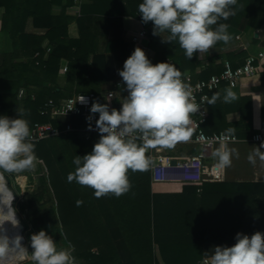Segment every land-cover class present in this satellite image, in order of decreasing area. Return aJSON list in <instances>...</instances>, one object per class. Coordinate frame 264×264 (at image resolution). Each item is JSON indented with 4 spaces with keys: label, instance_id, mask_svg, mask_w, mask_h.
<instances>
[{
    "label": "trees",
    "instance_id": "trees-1",
    "mask_svg": "<svg viewBox=\"0 0 264 264\" xmlns=\"http://www.w3.org/2000/svg\"><path fill=\"white\" fill-rule=\"evenodd\" d=\"M88 1L82 3L81 15L73 16L67 12L72 0H0V7L5 8L1 25L9 46L0 64V115L17 118L20 108L30 126L52 122L64 127L49 115L41 114L49 99L58 104L77 93L100 94L103 82L115 78L114 70L105 64V57L97 53L92 22L95 13L113 15L118 22L122 21L119 3L124 0H92L90 13L86 14L84 6ZM125 1L131 8V17L140 18L138 5L142 0ZM247 3L248 0H239L236 11L244 12L242 7ZM55 6L62 7L59 14H53ZM31 17L35 26L47 29L45 35L26 34L25 26ZM145 28L141 42L150 40L155 51L150 60L154 64L171 60L182 77L188 73L195 80L222 71V65L215 59L203 60L198 52L189 60L178 41L165 43L153 35L149 22ZM45 40L52 45L49 53L43 47ZM142 43L137 46L143 48ZM135 48L120 42L109 47L123 64ZM26 57L31 60L24 62ZM63 59L68 62V71L61 77ZM205 65L206 69L198 74L197 69ZM5 87L14 92L4 94ZM20 88L26 91L22 98L18 96ZM127 94L125 86L115 99L116 108L122 107ZM247 103L249 98H243V118ZM213 107L214 104L209 107V118ZM72 121L80 127L82 118L73 117ZM207 124L208 121L205 130L214 132V128L207 129ZM242 127L240 123L236 129ZM100 135L75 131L33 142L39 163L34 170L23 173L36 176V186L22 196L16 192L15 197L21 201L23 212L28 214L32 210V234L44 229L58 248L71 246L77 264H195L203 258L200 252L203 244L236 242L238 232L249 236L264 232V206L260 202L264 185L261 184L232 186L205 182L200 192L197 186L186 184L180 194L154 193L149 169L129 171L131 189L127 193L96 198L92 188L75 180L68 182L69 173L76 167L73 159L90 153ZM8 175L4 173L5 177ZM7 185L13 187L10 181ZM77 201L82 203L78 206Z\"/></svg>",
    "mask_w": 264,
    "mask_h": 264
},
{
    "label": "clouds",
    "instance_id": "clouds-1",
    "mask_svg": "<svg viewBox=\"0 0 264 264\" xmlns=\"http://www.w3.org/2000/svg\"><path fill=\"white\" fill-rule=\"evenodd\" d=\"M238 2L142 0L138 12L143 23H153V35H160L165 43L178 41L184 55L191 60L197 52L199 56L208 53L218 42L230 43L229 25L218 21L236 15ZM165 32L167 38L162 35ZM118 74L128 93L122 100V107L110 109L109 103H92L90 113H99L95 126L101 134L100 139L90 153L73 159L75 171L67 177L70 183L75 180L81 186L92 188L96 198L108 194L119 197L127 193L131 189L129 171L144 172L153 166L150 150L173 149L178 143L188 142L192 136L191 116L201 108L181 71L170 62L154 64L139 46L125 60ZM105 99L110 102L112 93H107ZM218 99L219 95L213 94L210 99L202 98L201 103L213 105ZM235 100L236 93L226 90L223 102ZM79 101L87 103L83 96ZM18 112L17 118L0 115L2 173L32 171L39 163L29 121L24 118L22 109L18 108ZM91 114L87 117L89 122L93 119ZM228 131L231 133L233 129ZM262 149L264 142L247 155L252 166L259 162L264 167ZM213 155L218 167L228 168L240 154L235 147L227 148L221 143ZM13 199L14 195L7 189L0 190V264H7L14 256L23 259L25 255L32 264H77L74 248H58L44 229L31 235V252L22 244L21 235H8L6 222L13 228L20 223L12 206ZM81 203L77 201L78 206ZM235 240L231 246H215L213 254L204 259L203 264H264V232L257 231L250 236L238 232Z\"/></svg>",
    "mask_w": 264,
    "mask_h": 264
},
{
    "label": "crops",
    "instance_id": "crops-1",
    "mask_svg": "<svg viewBox=\"0 0 264 264\" xmlns=\"http://www.w3.org/2000/svg\"><path fill=\"white\" fill-rule=\"evenodd\" d=\"M89 3L84 6L85 13H90L93 5V1L89 0ZM73 5V4H72ZM119 8L122 13L120 19L122 21L118 22L113 15H106L101 13H95L93 16V30L97 36V53L105 57V64L108 68L114 70L115 78L111 79L109 82H103V91L108 87H111L112 83H120V90L117 91V97L121 93V89L125 87L122 78L118 74V70L123 68V63L119 61L116 57L115 51L110 50L109 47L113 43H128L137 47V43L133 42V36H137L140 30L146 27L142 19L131 17V8L127 2L121 1L119 3ZM62 10L61 6H55L52 9L53 14H59ZM244 12L236 11V15L229 17L228 20H220L218 23H226L229 25L228 32L232 36V40L229 44H224L223 42H218L213 49L208 53L199 56L203 60H207L208 57L215 59L218 64L219 61L229 60L234 67H237L242 63L246 51H239L236 49L237 39L236 36L241 35L242 39L248 41L251 44V49L257 46L264 45V0H248L246 6L242 7ZM5 13V8L0 7V64L3 62L5 57V52L9 49L7 45L6 36L2 30L1 21ZM213 28L216 26L213 25ZM149 28L153 32V23L149 22ZM74 27L72 31L74 32ZM259 30V32H258ZM26 34H33L42 36L45 35L47 29L44 27H37L34 25L33 18L27 20L25 26ZM75 34V33H74ZM162 35L167 38V32L162 33ZM157 38L163 41L160 35H156ZM143 39H140L142 43ZM138 42V43H139ZM52 46L47 40L43 42V47ZM142 46L149 58L154 57L155 51L150 45V40H146L142 43ZM31 58L26 57L24 62H29ZM92 60V56L89 61ZM171 63L172 61L169 60ZM68 63L66 60H62L60 66V76L64 77L66 72L62 71V66ZM205 65L203 68H198L197 73L201 74L203 70L206 69ZM188 74V73H186ZM185 74V75H186ZM205 79V78H201ZM63 80V78H62ZM63 82V81H62ZM231 89L237 95V100L231 103L223 102V96L226 94V90ZM4 94H12L13 89L5 87L2 90ZM213 94H218L220 99L214 104V111L210 114L208 120L207 129L214 128V131H227L233 129L235 134H241V137L250 138L259 128H264V67L259 70L258 73L250 76H245L241 78L235 86H230L228 84H223L219 89H217ZM248 97L249 103L245 106L246 116L243 118V111L241 108V101L243 98ZM67 98V97H66ZM116 100H111L109 105L113 108L115 106ZM218 102V104H217ZM121 106H117L118 109ZM73 118L63 117V125L68 120L72 121ZM244 119V120H243ZM84 120L82 119L80 127L74 126L76 129H80L83 126ZM242 124V129L237 130L236 126ZM74 125V124H73ZM192 126V123H191ZM192 128V127H191ZM82 131V130H76ZM75 132V131H73ZM84 132V131H83ZM72 133V132H69ZM67 133V134H69ZM65 134V135H67ZM260 143H254L252 141L246 140L238 143H228L225 144L227 148L235 147L239 151V159H233L231 167L221 168V177L219 180L214 182L227 183L232 186L236 185H249V184H261L264 185V167L257 165L252 166L248 160L247 155ZM218 146L217 148H219ZM195 148L187 143H178L173 149H166L170 155L175 158H184L186 155L194 153ZM264 150V149H262ZM215 162L217 160L215 158ZM151 173V168H150ZM31 174V173H29ZM26 177V176H25ZM34 177V175H32ZM27 178V177H26ZM184 184L181 183H168L162 185H152V192L154 193H167V194H180L184 189ZM260 202L264 206V197H260ZM236 242H227L223 244L224 246H231ZM218 244L208 243L203 244L201 251L203 258H210L213 254L214 247ZM97 250V247H94Z\"/></svg>",
    "mask_w": 264,
    "mask_h": 264
},
{
    "label": "built area",
    "instance_id": "built-area-1",
    "mask_svg": "<svg viewBox=\"0 0 264 264\" xmlns=\"http://www.w3.org/2000/svg\"><path fill=\"white\" fill-rule=\"evenodd\" d=\"M73 5L67 8V12L73 16L81 15V5L84 0H72ZM140 19L142 17L140 16ZM259 32V30H258ZM146 34L144 27L137 36H133V42L138 43L141 38ZM237 44L236 49L239 51H246L241 64L234 67L229 60L219 61L218 64L222 65V71L218 74H213L205 79L195 80L191 74H186L182 78L190 86L192 96L195 102L200 104V109L197 113L192 114V136L187 143L195 148L196 152L186 155L184 158H175L170 155L166 149H152L149 154L153 160L151 167V183L152 185H162L168 183H181L190 184L198 187L200 192L201 186L205 182H214L221 177V168L217 166L213 153L221 143H238L246 140L254 143L264 142V128H259L250 138L241 137L235 133L227 131H214L208 133L204 125L209 118V107L206 102L201 103L202 98L207 97L210 99L211 92L219 89L223 84L235 86L238 81L245 77L254 75L264 67V45L254 47L251 49V44L242 39L241 35L236 36ZM52 50V46H47L46 53ZM62 71H68V63L62 66ZM120 83H113L111 87L102 90L100 94L95 93H77L67 98H64L60 103L56 104L53 99H49L45 107L41 110V114L49 115L52 120L63 122V117L73 118L81 117L84 120L83 126L76 129L70 120L65 122L64 127L54 125L52 122H36L30 126L32 142H38L52 137H57L76 130L84 132L100 134L96 129L95 121L99 117V113L91 114L90 109L94 101L102 104L108 103L105 99L107 93H112V99L117 98V91L120 90ZM26 91L20 88L18 96L24 97ZM83 97L86 98L87 103H82L79 100ZM70 108H73L69 110ZM113 108L110 106V109ZM121 108V107H119ZM118 108V109H119ZM69 110V111H68ZM68 111V112H67ZM67 113V114H66ZM93 115L91 122L87 120L89 115ZM89 123L92 128L89 129ZM206 259V258H204ZM204 259L195 264H203Z\"/></svg>",
    "mask_w": 264,
    "mask_h": 264
},
{
    "label": "rangeland",
    "instance_id": "rangeland-1",
    "mask_svg": "<svg viewBox=\"0 0 264 264\" xmlns=\"http://www.w3.org/2000/svg\"><path fill=\"white\" fill-rule=\"evenodd\" d=\"M16 176L14 177V175L12 176L11 174L8 175V177H5L3 175L2 172H0V177L5 178L6 183L7 182H12L13 184V189L9 188L12 191V194L14 195V200H13V206L15 208V210L17 211L19 217L20 218V224L22 225V227L24 228L23 230V235L25 238V243L24 246L28 249L29 252L32 251L31 248V218H32V210L27 214L26 212H23L22 208H21V201H17L15 199V197L17 196L16 192H18L21 196L24 194H26V190L29 189H33L36 186V182H37V177L34 176L32 177L33 174H29V173H22V174H15ZM27 178H26V177ZM13 179H14V183H13ZM24 180L23 184L21 183ZM20 186L21 190L17 187ZM27 225L29 227H27ZM21 234V233H20ZM9 235V233H8ZM22 235V234H21ZM30 261L29 256L26 255V258L23 260H20L18 256H14L12 257L10 260L7 261V264H27Z\"/></svg>",
    "mask_w": 264,
    "mask_h": 264
},
{
    "label": "bare ground",
    "instance_id": "bare-ground-1",
    "mask_svg": "<svg viewBox=\"0 0 264 264\" xmlns=\"http://www.w3.org/2000/svg\"><path fill=\"white\" fill-rule=\"evenodd\" d=\"M3 175H4V173H3ZM3 189H7L8 192L12 193V191L9 190V189L7 188V183H6V181H5V178L0 177V190H3ZM9 199H10V198H9ZM13 200H14V199H13ZM12 206H13V202H12ZM13 207H14V206H13ZM16 216H17V219H18L19 222H20V218H21V217H19V215H18L17 212H16ZM6 228H7L8 233H9L10 236L21 235V234H20V233H21V224H20V223H19V226H18V227L13 228L12 225L10 224V222H6ZM21 236H22V235H21ZM22 237H23V236H22ZM23 240H24V238L22 239V243H23ZM25 258H26V255L24 256L23 259H25ZM23 259H20V260H23Z\"/></svg>",
    "mask_w": 264,
    "mask_h": 264
},
{
    "label": "water",
    "instance_id": "water-1",
    "mask_svg": "<svg viewBox=\"0 0 264 264\" xmlns=\"http://www.w3.org/2000/svg\"><path fill=\"white\" fill-rule=\"evenodd\" d=\"M7 188H8V185H7ZM9 189V188H8ZM10 190V189H9ZM23 230H24V228L22 227V225H21V234H22V236L24 237V235H23Z\"/></svg>",
    "mask_w": 264,
    "mask_h": 264
}]
</instances>
